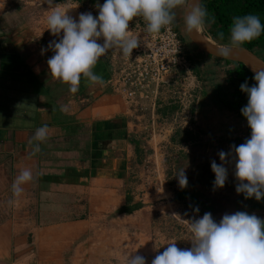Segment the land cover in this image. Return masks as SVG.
Here are the masks:
<instances>
[{
    "label": "crops",
    "instance_id": "0c3cea01",
    "mask_svg": "<svg viewBox=\"0 0 264 264\" xmlns=\"http://www.w3.org/2000/svg\"><path fill=\"white\" fill-rule=\"evenodd\" d=\"M84 2L97 10L105 0H54L76 20ZM47 9L45 0H0V264H123V252L151 264L156 248L145 215L155 207L133 205L139 200L134 181L143 170L137 149L145 144L150 107L124 81L127 68L119 69L112 49L94 69L102 85L86 87L82 80L73 95L55 81L47 65L54 53L42 49L63 33L54 37L47 30ZM189 50V58L205 61ZM129 91L132 100L124 96ZM42 123L50 132L32 155L29 141ZM24 168L33 180L9 204Z\"/></svg>",
    "mask_w": 264,
    "mask_h": 264
},
{
    "label": "clouds",
    "instance_id": "9594fccd",
    "mask_svg": "<svg viewBox=\"0 0 264 264\" xmlns=\"http://www.w3.org/2000/svg\"><path fill=\"white\" fill-rule=\"evenodd\" d=\"M48 5L46 16L47 30L54 37L62 38L50 41L48 49L54 54L47 60L48 74L75 95L81 81L86 87L102 85L103 76L94 72L96 65L110 49L117 50L123 59L132 56L133 50L147 41L129 30V24L136 18L143 21L145 34L155 37L162 29L170 27L176 19V9H185V30L193 36L205 28L206 23H215V17L209 18L202 0H105L97 4L98 16L91 12L81 13L74 19L54 0H45ZM264 32L260 18L254 14L233 17L229 39L216 54L230 58L232 52L261 36ZM224 40V33L218 34ZM103 41L100 43L99 41ZM255 83L249 87L247 81L240 90L247 94L246 106L241 114L247 120L251 130L250 137L240 145H231L230 151L218 153L220 164L211 162L215 175L214 190L222 189L228 179V166L234 165V176L238 181L237 194L245 199H264V70H253ZM67 112V106H62ZM50 132L49 125L42 123L37 127L29 144L32 155L41 151L40 144L45 142ZM175 176L180 188L188 184L183 168ZM33 180L31 169L24 168L12 183L13 199L16 203L24 191L23 185ZM198 213V207L195 209ZM191 233V247L181 249L175 240L168 241L164 251L152 259L151 264H264V220L255 214L237 211L224 214L216 222L210 212L201 218L184 220ZM136 253V252H135ZM135 253L123 252V264H147L146 258Z\"/></svg>",
    "mask_w": 264,
    "mask_h": 264
},
{
    "label": "rangeland",
    "instance_id": "374dc122",
    "mask_svg": "<svg viewBox=\"0 0 264 264\" xmlns=\"http://www.w3.org/2000/svg\"><path fill=\"white\" fill-rule=\"evenodd\" d=\"M32 8L28 7V13L32 12ZM93 8L87 2L79 4V15L91 12L94 16L93 13L98 9ZM183 11V7L176 9L174 24L181 34L185 51L188 54L189 49L193 48L202 53L184 32ZM207 12L211 18L212 13ZM135 22H130L129 30L139 36L145 26L143 21ZM218 27L216 22L206 23L202 32L216 43L226 44L229 35L224 42L214 39L213 34L218 31ZM253 50L264 59V46ZM115 51L118 54L119 69L122 66L127 71L132 69L133 53L125 60ZM201 55H205L202 56L203 59L209 62L199 63L190 58V72L165 76L162 82L149 85L141 94L142 101L148 105L146 107H150L152 116L149 114L147 117L150 127L142 135L145 144L137 149V155L143 160L140 161L143 170L134 181L138 187V190H134L135 196L138 195L139 200L135 203L133 195L129 197L135 203L133 205L143 206L145 210L155 207L153 212L147 210L145 215L151 222L148 236L153 238L155 256L164 251L167 247L165 244L170 240H175L178 248H190L191 233L184 220L201 218L206 212H210L216 222L224 214L237 211L250 215L258 212L255 215L264 220V202L257 201L254 197L245 199L243 194H237L238 181L234 176V165L228 166L225 186L214 190L215 175L211 170V162L215 160L220 164L218 153L229 152L231 145L243 143L250 137V128L247 120L241 119L224 105V102L232 101V95L238 86V82L233 85L230 82L234 78L233 72L237 64L203 53ZM152 118L155 125L152 124ZM156 119L162 120L165 127L161 131L158 130ZM230 127L235 130L232 131ZM180 168L184 169L188 180L183 189L175 176ZM197 207L198 213L195 211Z\"/></svg>",
    "mask_w": 264,
    "mask_h": 264
},
{
    "label": "built area",
    "instance_id": "2783aa9c",
    "mask_svg": "<svg viewBox=\"0 0 264 264\" xmlns=\"http://www.w3.org/2000/svg\"><path fill=\"white\" fill-rule=\"evenodd\" d=\"M139 37L147 41V46L141 43L140 47L133 50L132 69L122 76L125 82L132 88H137L141 94L149 85L162 82L165 76L191 71V60L174 22L155 37L147 36L145 30ZM134 94L135 92L129 91L124 96L132 100Z\"/></svg>",
    "mask_w": 264,
    "mask_h": 264
},
{
    "label": "trees",
    "instance_id": "16d2710c",
    "mask_svg": "<svg viewBox=\"0 0 264 264\" xmlns=\"http://www.w3.org/2000/svg\"><path fill=\"white\" fill-rule=\"evenodd\" d=\"M57 1L63 2L64 0ZM74 1L81 3L84 0ZM202 3L207 11L212 13V17H215V22L219 26L218 31L213 34L216 41L224 42V40L219 39L218 34L223 32L224 37H227L230 34L233 17L236 16H244L247 14L257 15L260 18L262 26H264V0H202ZM261 46H264V32H262L260 37L242 45V47L249 50ZM233 74L234 78L230 82L232 85L238 82V86L232 95V101L228 103L224 102V105L229 111L236 113L241 119L246 120L241 114V108L246 106L248 97L246 93L241 92L240 85L247 81L249 87H251L255 83L254 76L240 64H237ZM261 201L264 202V199Z\"/></svg>",
    "mask_w": 264,
    "mask_h": 264
},
{
    "label": "water",
    "instance_id": "95a60500",
    "mask_svg": "<svg viewBox=\"0 0 264 264\" xmlns=\"http://www.w3.org/2000/svg\"><path fill=\"white\" fill-rule=\"evenodd\" d=\"M184 16H185V9L183 11V26H184V32L188 38V40L202 53L211 56L215 59L233 62L236 64H240L244 66L246 69H248L251 73H253V70H264V59L259 56L254 50H249L245 47H242L238 50H234L232 52V55L230 58L223 57L222 55L216 54L217 48L222 47L224 44L216 43L215 41L211 42L207 39V36L201 32L198 35L191 36L186 30H185V22H184Z\"/></svg>",
    "mask_w": 264,
    "mask_h": 264
},
{
    "label": "bare ground",
    "instance_id": "6f19581e",
    "mask_svg": "<svg viewBox=\"0 0 264 264\" xmlns=\"http://www.w3.org/2000/svg\"><path fill=\"white\" fill-rule=\"evenodd\" d=\"M207 39L211 42H213V40L210 37H207ZM252 75L254 76V72L252 73Z\"/></svg>",
    "mask_w": 264,
    "mask_h": 264
}]
</instances>
